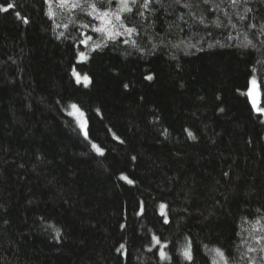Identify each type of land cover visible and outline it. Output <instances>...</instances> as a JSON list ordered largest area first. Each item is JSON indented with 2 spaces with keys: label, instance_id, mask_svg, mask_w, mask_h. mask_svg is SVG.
Instances as JSON below:
<instances>
[{
  "label": "trees",
  "instance_id": "trees-1",
  "mask_svg": "<svg viewBox=\"0 0 264 264\" xmlns=\"http://www.w3.org/2000/svg\"><path fill=\"white\" fill-rule=\"evenodd\" d=\"M79 2L0 0V264H264V0Z\"/></svg>",
  "mask_w": 264,
  "mask_h": 264
},
{
  "label": "snow or ice",
  "instance_id": "snow-or-ice-1",
  "mask_svg": "<svg viewBox=\"0 0 264 264\" xmlns=\"http://www.w3.org/2000/svg\"><path fill=\"white\" fill-rule=\"evenodd\" d=\"M151 2V0H143V5L142 7L147 9L149 6V3ZM180 0H177V3H179ZM205 2H207V0H205ZM109 5L111 4V0H108ZM231 3L233 6H235L237 4V0H231ZM137 4V0H118L117 6H116V10L112 11L110 8L109 9H105V10H101L96 3H92V4H87L86 3V7L90 8V11H88L86 14L88 16H91L92 19L94 20H98L100 22V26L98 27H94L92 30L95 32H100V33H104L109 39L113 38L114 36H119V35H123L124 33H127L129 36L136 31L135 27H129L125 24V20L128 19L127 16L122 17V13H132L133 12V7L132 5H136ZM59 6L60 7H68L70 10L71 9H76V8H81L82 5L80 4L79 0H59ZM15 5L12 3H9L7 5V7H0V11L2 12H8L9 9L14 8ZM138 14L140 16H143V12H139ZM17 17H20V13L17 12L16 13ZM52 15V12H49V16ZM241 19H244L243 16L240 17ZM24 23H28L27 18H24L23 20ZM201 23H203V19H201L200 21ZM219 26V25H217ZM82 27H88L87 24L82 25ZM254 27V26H253ZM119 29H122L123 31H119ZM91 37H88L87 39L81 41L82 44H84L85 46L88 45V40H90ZM250 43V42H249ZM247 46V45H245ZM95 47H99V45H96ZM80 60H86L87 57L85 55V53L83 51L80 52ZM76 76L77 82L79 83L81 81V79L87 84L89 82V78L87 75H84L83 77H81L78 73L74 72L73 73ZM147 79L151 80L152 77L148 76ZM250 89L247 93V95L249 96L250 100H251V104L254 110H256L258 113H260L261 115H264V107H260L258 104V98L260 97L261 93H260V87L261 85L258 83L257 79L255 77H253L250 81ZM125 87H127V85H125ZM73 109H76L77 111H79V109L76 108V105H72L71 106ZM81 115H83L81 113ZM81 129L84 130L85 129V124L81 123L80 125ZM85 137L87 138V131L84 132ZM189 136H192V134L189 132ZM194 138V137H193ZM92 147L100 154H103L101 149L96 145L93 144ZM122 179H127L126 177H122ZM128 183H132L131 180H128ZM165 206L161 205V209H163ZM165 223H167V220H165ZM257 223H259V221H257ZM153 239L156 241V244H160V240L157 239L155 236L153 237ZM121 247H123V245H121ZM163 247H166L163 246ZM249 251H254V249L249 248ZM212 251L215 252L216 256L219 257V259L221 261H223V264H228V258L225 257V254L223 251H221L220 249H213ZM182 256L189 261V264H191V261L193 259V255H192V250H191V242H189L188 246H186L183 251H182ZM160 256L161 258H166V253L161 249L160 250ZM214 264H217V262H214Z\"/></svg>",
  "mask_w": 264,
  "mask_h": 264
},
{
  "label": "rangeland",
  "instance_id": "rangeland-1",
  "mask_svg": "<svg viewBox=\"0 0 264 264\" xmlns=\"http://www.w3.org/2000/svg\"><path fill=\"white\" fill-rule=\"evenodd\" d=\"M78 112H79V111H78ZM79 113L81 114V112H79ZM73 115L79 119V122H80V124H81L82 121H81L80 117H79L75 112L73 113ZM81 116H82V115H81ZM82 117H83V116H82ZM83 121H84V124H85V129H84V130H82L81 127L79 128V127L77 126L78 129H79L82 133H84V132L86 131V122H85V120H84V117H83Z\"/></svg>",
  "mask_w": 264,
  "mask_h": 264
}]
</instances>
